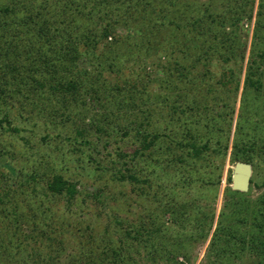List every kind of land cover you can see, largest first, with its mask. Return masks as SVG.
Wrapping results in <instances>:
<instances>
[{"label": "trees", "instance_id": "trees-1", "mask_svg": "<svg viewBox=\"0 0 264 264\" xmlns=\"http://www.w3.org/2000/svg\"><path fill=\"white\" fill-rule=\"evenodd\" d=\"M221 1L226 8L214 11V5L199 0H0V130L21 141L24 149L32 150L30 138L23 134L32 132L27 131L28 123L40 127L34 121L37 114H42L43 128L40 129L45 134L41 141L45 142L51 134L50 128L57 129L63 119L72 121L75 106L85 104V97L100 103L102 96L108 101L107 109L104 108L106 115L89 124L99 139L105 140L111 135L116 129L112 117L123 113L127 118L133 117L134 123L141 122L135 131L140 149L160 156L152 161L160 163L164 157L170 160L175 151L183 150L189 157L197 158L212 141L225 156L230 131L222 132L219 126L231 123L240 70L231 91L233 104L224 113L229 115L228 119L214 117L211 108L217 100L222 104L225 101L214 94L218 86L227 89L232 85L228 77L235 75L231 62L238 57L244 61L246 41L242 43L229 30H234L239 21L251 18L254 0H245L239 9L235 5L240 0H219V4ZM230 2L233 7L228 8ZM258 7L262 8L261 2ZM229 12L236 14V18L229 20ZM118 29L132 30L136 35L115 36ZM253 53L245 73L239 122L231 147V154L238 158L240 152L246 162L250 157L240 141L245 93L248 87L256 91L261 87L260 75L255 80L252 78L255 76ZM155 57L166 58L167 66L162 69V78L149 75L146 81V66L160 63L157 59L154 62ZM213 59L224 71L202 98L196 87L191 88L206 72L200 74L201 69L196 72L195 68L202 67L203 62L212 63ZM82 61L90 69L81 68ZM157 92L158 97L164 96L159 104L169 110L161 117L165 125L162 122L160 129L143 133L146 132L142 131L143 122L152 126L151 118H147L152 112L146 106L141 121L134 108L139 107L140 100L146 104L147 98L156 96ZM210 94L211 103L207 97ZM188 113L208 120L210 131L206 139L197 124H188L183 132L174 130L181 116L185 118ZM168 123L172 124L171 129L166 127ZM72 129L73 144L90 148L86 129L78 125ZM252 132L249 142L254 145L256 134ZM10 148L11 144L0 145V162L14 164L17 153ZM154 154L150 153L149 158ZM114 179L141 181L135 175L120 172ZM12 181L15 187L9 186ZM77 195L76 183L60 174L41 179L37 170H33L22 182L10 177L0 166V264H126L120 247H110V241L104 236L106 229L102 232L89 225L82 227L83 222H72L71 215L66 218L64 211ZM97 197L94 195L98 201ZM62 200L66 206L63 205L60 213L48 205L49 201ZM259 219H264L262 210L253 216L257 228L262 230L264 223H258ZM132 230L134 237L129 230L125 231L126 235L137 241L157 237L162 231L158 217L151 219L146 230L142 224ZM221 234V229H217L214 237L220 238ZM97 243H101L100 251L95 250L100 246ZM258 250L264 264V242L260 249L255 247L256 255Z\"/></svg>", "mask_w": 264, "mask_h": 264}, {"label": "rangeland", "instance_id": "rangeland-1", "mask_svg": "<svg viewBox=\"0 0 264 264\" xmlns=\"http://www.w3.org/2000/svg\"><path fill=\"white\" fill-rule=\"evenodd\" d=\"M218 1L199 0L200 3L209 2L214 5V11H221L225 3L221 1L219 4ZM244 2L245 0H240L235 6L239 9ZM260 2L261 9L258 7ZM230 7H233L232 2L228 8ZM235 15L229 12L227 17L231 20L236 18ZM229 31L234 32L242 43L246 41V51L244 61L241 62L238 57L230 64L235 73L233 77L228 76L232 85H228L227 89L218 86L214 93L225 101L222 104L217 100L211 108L214 117L220 115L223 121L228 119L229 115L224 113L233 104L231 91L235 87L237 73L240 70L239 89L235 105L232 106L234 112L231 123L228 121L225 126L223 124L219 126L222 132L230 131L225 156L221 155L212 141L197 158L189 157L183 150L175 151L170 160L169 157H164L160 158V163L152 161L153 158L160 156L154 151L140 149L135 131L137 123L141 122L134 123L133 117L127 118L128 115L123 113L121 116L112 117V124L116 129L105 138L108 141L105 144L104 138L99 139L94 128L89 125L102 120L106 115L104 108L107 109L108 101L101 96L100 103L85 97V104L75 106L72 121L63 119V123L57 129L50 128L51 134L45 142L41 141L45 134L40 129L43 128L42 114H37L34 121H38L40 127L28 123L30 128H27V131L32 132L23 134L27 139L30 138L34 147L32 150L24 149L21 141L0 130V145L9 147L11 144L10 149L17 153L14 164L2 160L0 166L9 172L10 177H17V180L22 182L33 170H37L41 179L60 174L64 179L76 183L78 195L73 204L66 208L64 215L66 218L71 215L72 222H83L82 227L89 225L95 230L99 228L102 232L106 229L107 233L104 236L110 241V247H120L121 257L125 258L126 264H261L263 259L260 256L261 250H258L256 255L255 247L260 249L264 242V224H261L262 230L258 229L253 216H258L260 210L264 213V0H254L251 18L239 21L236 28ZM135 35L132 30L118 29L115 36ZM252 51L255 61L253 65L255 76L252 78L255 80L260 75L261 87L258 91L248 87L245 93L246 120L243 116L240 141L244 143L242 147L245 154L250 157L246 162L240 152L238 158L234 157L231 154V147L239 122L242 103L240 99L244 94L243 82L252 60ZM156 59L160 60L159 64ZM153 60L156 61L155 64L146 66V81L149 80V75L162 78V69L167 66L166 58L155 57ZM80 67L90 69L85 61L80 63ZM195 69L196 72L201 69L200 74L203 71L206 73L203 74L202 80L196 81L199 83L194 82L195 86L191 89L196 87L199 93L197 94L204 98L209 85L221 79L224 68L213 59L212 63L203 62L202 67ZM159 94L157 92L156 96L152 94L148 97L146 104L140 100L139 107L134 108V113L138 114L141 121L143 119L141 113L145 112L147 107L152 112L147 117L151 118L152 126L143 122L142 131H146L143 133L160 129L162 122L165 125L161 117L167 115L169 110L159 104L164 97L163 95L158 97ZM210 96L212 94L207 96L209 100ZM188 114L185 118L181 116L174 130L183 132L188 124H197L198 131L204 135L203 139H206V134L210 131L207 128L208 120L203 116ZM74 125L86 129L91 142L90 148L73 144L71 140L74 136L72 129ZM166 125L170 129L173 127L169 123ZM165 131L168 134L169 130L165 128ZM252 131L256 134L252 142L254 145L249 142L251 141L249 136L254 135ZM213 135L220 138L216 133ZM150 153H155L152 158H149ZM238 161L248 163L252 167L250 186L246 193H235L236 191L230 188L232 169ZM118 172L135 175L141 181L139 183L117 181L114 175ZM9 186L15 187V182H10ZM96 194L98 201L94 199ZM240 198H243L244 203L241 204ZM48 205L57 213L63 211V205L66 206L63 200L49 201ZM153 217H158L162 229L157 237L151 239L143 237L142 241L128 238L126 230L131 231L134 237L132 229L142 224L146 230L151 225ZM259 222L264 223V219H259ZM217 229H221L220 238L214 237ZM98 245L100 246L97 250L95 248ZM96 246L94 249L100 251L101 243H97Z\"/></svg>", "mask_w": 264, "mask_h": 264}, {"label": "water", "instance_id": "water-1", "mask_svg": "<svg viewBox=\"0 0 264 264\" xmlns=\"http://www.w3.org/2000/svg\"><path fill=\"white\" fill-rule=\"evenodd\" d=\"M252 167L250 164L238 161L232 169L231 190L246 193L249 190Z\"/></svg>", "mask_w": 264, "mask_h": 264}]
</instances>
